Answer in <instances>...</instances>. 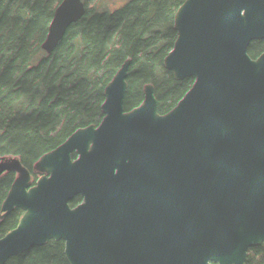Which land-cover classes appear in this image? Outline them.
<instances>
[{
    "label": "trees",
    "instance_id": "1",
    "mask_svg": "<svg viewBox=\"0 0 264 264\" xmlns=\"http://www.w3.org/2000/svg\"><path fill=\"white\" fill-rule=\"evenodd\" d=\"M0 1L1 27L6 6L15 5ZM17 1L25 5L18 9L22 23L15 30L12 25L0 30L5 41L0 49V143L16 153L13 164L0 170V264H111L89 246L76 251L63 169L46 157L37 135L49 133L57 144L90 157L117 147L115 179L120 187L129 174L125 165L132 147L118 125L146 137L159 132L162 116L155 107L140 105L128 83L145 74L162 88L160 47L136 28L139 0H62L57 8L49 0ZM52 12L60 20L51 21ZM188 15L187 10H173L168 17L171 32ZM111 31L121 32L144 58L127 64L116 50L93 39ZM223 38L238 91L250 106L259 178L248 184L237 169L223 105L216 89L207 86L203 148L222 224L195 200L183 214L187 224H195L200 215L210 218L200 236V264L214 257L222 264H239L235 246L249 248L254 231L264 234V0H231ZM228 180L229 202L223 203L219 195ZM120 203L117 189L103 227L104 244L112 252L121 241L134 249L142 234L133 213L127 229L118 231L112 208Z\"/></svg>",
    "mask_w": 264,
    "mask_h": 264
},
{
    "label": "water",
    "instance_id": "2",
    "mask_svg": "<svg viewBox=\"0 0 264 264\" xmlns=\"http://www.w3.org/2000/svg\"><path fill=\"white\" fill-rule=\"evenodd\" d=\"M230 7L231 0H139L136 28L160 47L157 65L165 82L159 89L145 74H136L128 83L140 105L153 106L162 116L159 132L146 137L148 155L177 193L183 212L188 213L195 200L200 207L208 206L219 224L222 218L203 148L207 86L216 89L223 105L238 170L249 184L259 174L251 152L250 106L238 91L231 52L223 38ZM178 9L189 15L171 32L168 17ZM4 45L0 37V49ZM37 139L46 157L63 169L76 251L89 246L108 260L111 251L104 244L103 227L108 201L118 188L117 147L90 157L73 146L57 144L49 133H39ZM235 252L239 264H264V234L256 230L251 247L236 245Z\"/></svg>",
    "mask_w": 264,
    "mask_h": 264
},
{
    "label": "rangeland",
    "instance_id": "3",
    "mask_svg": "<svg viewBox=\"0 0 264 264\" xmlns=\"http://www.w3.org/2000/svg\"><path fill=\"white\" fill-rule=\"evenodd\" d=\"M9 1L10 5L15 7L6 6V16L0 30H9L7 27L11 25V29L15 30V26L22 23L18 9L25 5L17 0ZM61 2L62 0H49L55 8L61 5ZM50 18L53 22L60 20L55 13L50 15ZM93 39L103 46L116 50L127 64L144 58V52L132 49L125 36L119 31H111ZM100 106L102 107V104ZM86 108L90 110L89 106ZM0 122L4 121L0 119ZM118 129L121 136H126L132 147V158L130 163L125 165L129 174L124 183L117 188L121 203L114 205L112 212L118 231L127 229L130 213H133L142 228V234L134 249H130L121 241L115 252L110 250L109 262L111 264H200V236L209 228L210 218L200 215L195 224H187L183 218L185 213L177 193L148 155L149 145L146 136L128 132L124 124L118 125ZM15 158L14 150L8 144L0 143V170L8 169ZM231 182L228 180L222 186L219 199L223 203L229 202ZM207 264H222V262L220 258L214 257Z\"/></svg>",
    "mask_w": 264,
    "mask_h": 264
},
{
    "label": "bare ground",
    "instance_id": "4",
    "mask_svg": "<svg viewBox=\"0 0 264 264\" xmlns=\"http://www.w3.org/2000/svg\"><path fill=\"white\" fill-rule=\"evenodd\" d=\"M235 72V71H234ZM151 80V79H150ZM237 85V84H236ZM238 88V87H237ZM232 141V140H231ZM232 146H233V144H232ZM251 146H252V142H251ZM233 152H234V148H233ZM251 152H252V148H251ZM253 154V153H252ZM234 157V156H233ZM254 157V156H253ZM255 159V158H254ZM256 161V160H255ZM257 163V162H256ZM237 167V166H236ZM257 167H258V165H257ZM238 169V168H237ZM258 170H259V168H258ZM241 173V172H240ZM242 174V173H241ZM243 176V175H242ZM258 178H259V174H258ZM243 179L245 180V178H244V176H243ZM246 181V180H245ZM257 181H258V179H257ZM256 181V182H257ZM247 182V181H246ZM255 182V183H256ZM248 183V182H247ZM255 183H253V184H255ZM249 184V183H248ZM212 186H213V184H212ZM213 190H214V188H213ZM214 192H215V190H214ZM215 195H216V193H215ZM216 199H217V197H216ZM193 202V201H192ZM217 202H218V200H217ZM199 205V204H198ZM218 205H219V203H218ZM192 206V205H191ZM205 207V206H204ZM206 207H208V206H206ZM219 212H220V206H219ZM220 215H221V213H220ZM221 218H222V215H221ZM217 221V220H216ZM219 224V223H218ZM222 224V223H221ZM255 232V231H254ZM252 242V241H251ZM238 245V244H237ZM236 247V246H235ZM251 247V246H250ZM249 247V248H250ZM242 248V247H241ZM248 249V248H247ZM236 253V252H235ZM237 258V257H236Z\"/></svg>",
    "mask_w": 264,
    "mask_h": 264
}]
</instances>
